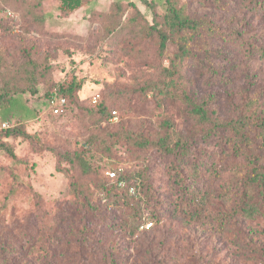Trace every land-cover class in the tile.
Returning <instances> with one entry per match:
<instances>
[{
    "label": "rangeland",
    "instance_id": "1",
    "mask_svg": "<svg viewBox=\"0 0 264 264\" xmlns=\"http://www.w3.org/2000/svg\"><path fill=\"white\" fill-rule=\"evenodd\" d=\"M81 1L63 11L61 0H0V93L10 83L35 89L0 108L25 133L0 134V252H13L2 261L0 253V264H264V199L251 184L255 216L237 212L249 175L235 154L241 139L223 130L194 142L192 167L180 171L177 155L129 138L156 143L175 131L194 141L210 126L188 114L184 95L204 96L223 117L249 119V143L264 165V0L258 9L234 0L232 13L214 0H173L216 27L192 34V54L177 66L174 42L159 49L168 0ZM74 83L80 88L62 90ZM54 88L67 97L59 115L47 105ZM100 105L117 118H102ZM212 159L225 167L209 186V211L187 221L173 211V178ZM112 168L136 179L137 196L108 186ZM145 191L144 224L117 228Z\"/></svg>",
    "mask_w": 264,
    "mask_h": 264
},
{
    "label": "trees",
    "instance_id": "2",
    "mask_svg": "<svg viewBox=\"0 0 264 264\" xmlns=\"http://www.w3.org/2000/svg\"><path fill=\"white\" fill-rule=\"evenodd\" d=\"M220 7H222L225 12L232 13L235 2L234 0H214ZM253 6L258 9L262 8L263 0H250ZM82 5L81 0H61L60 8L63 11H73L78 9ZM165 22L167 24V29H162L159 31V49L164 51L168 44L172 41L178 47V52L176 53L173 62L174 65L185 59L187 55L192 54V50L189 46V39L194 33H206L212 34L214 30H216L213 19L204 15L203 17H196L190 15L185 12L184 6H177L173 0H168L167 13L164 15ZM171 74V73H170ZM79 83L70 84L67 89L63 88V91H75L80 88ZM60 88H54L49 93L47 97V105L49 110L55 114L59 115L64 107L67 104V97ZM34 93L35 89L33 86L24 87L18 83H10L5 89L0 93V108L4 109L9 107L10 101L15 94L23 93V92ZM56 94L58 97L64 99V103L57 105L58 112L54 113L53 107L50 104V100L52 96ZM187 100V112L189 115L195 119L197 123L202 126H210L213 129L210 132V128L208 130H203L202 133L199 134L198 138H195L192 141L187 137L184 133L175 132L174 136L171 138L170 136L164 137L162 136L159 141L156 143H152L149 139L142 136H132L129 137L132 142L138 143L146 147L149 144H156L161 147L153 146L155 149L164 151L170 155H177L178 163L177 167L181 170H185L188 167H192L191 164L186 162L190 158V150L194 142H198V140L207 141V138L211 139L216 134H222L223 130H226L235 138H239L242 140L239 145L235 146V154L236 156L243 158L244 161L247 162L245 167L249 168V175L246 177L245 181L239 182L242 185V204L237 209V212L243 216L253 217L257 211V207H254L252 204H249L247 193H248V184H251L252 192H258L261 194L264 199V165L260 161L259 154L255 151V148L252 149L250 146V135L247 131L249 119L247 118H239L236 114L234 117L225 118L220 115L217 110L211 107L210 102L207 98L203 97H192L188 95H184ZM98 99L95 97L93 99L94 103H97ZM98 111L102 118L112 117L117 118V113L115 110L108 111L105 105H100ZM109 112V113H108ZM108 114V116H106ZM7 121L10 123V127L7 129H3L0 131V134L3 132L11 131V133L15 134H25L22 129L19 128V123L13 118H2L0 117V122ZM260 123L262 127H264V118L260 119ZM111 135L115 138L117 136L116 131H113ZM262 143H264V133L262 134ZM222 139V138H221ZM220 140V139H219ZM194 146V145H193ZM80 162L84 163V159L82 156H77ZM225 165L219 159L214 160H205L202 163H199L195 166L194 172H187V175L180 174L177 177L173 178L178 183V194H177V206L173 209L177 210V212L182 215L183 218H187L186 220H195L199 219L201 216L205 214L206 211H209L210 201H211V193L209 190V186L211 183L216 180L220 172L224 169ZM179 170V169H178ZM114 171L115 176L111 177L106 173V176L109 181V187H113L118 190L121 194L124 193L129 196H137V192L134 188L133 177L128 172H117L116 169L107 170ZM106 171V172H107ZM208 171L206 174L205 172ZM107 180V181H108ZM174 181V182H175ZM176 185V184H175ZM131 188L133 191H131ZM145 196L141 199V205L139 206L137 212L135 211L132 218H124L119 219L117 228H125V223H130V225L136 222V228L142 226L146 221L143 218L144 207H147V204H150V196L148 192L145 191ZM260 208V206H259ZM121 220V221H120ZM222 217H218V225L222 222ZM122 221H125L122 222ZM117 245L113 247V257H115L117 252ZM11 249H3L1 256L3 255L2 260H8L13 256V252Z\"/></svg>",
    "mask_w": 264,
    "mask_h": 264
},
{
    "label": "built area",
    "instance_id": "3",
    "mask_svg": "<svg viewBox=\"0 0 264 264\" xmlns=\"http://www.w3.org/2000/svg\"><path fill=\"white\" fill-rule=\"evenodd\" d=\"M63 103H64V99L63 98L58 97L56 94H54L52 96V98L50 100V104L53 107L54 113L58 112L57 105H60V104H63ZM9 127H10V123L9 122H7V121L0 122V131L3 130V129H7ZM106 173L109 174V176H111V177L115 176V172L114 171H107ZM131 191H133L132 188H131Z\"/></svg>",
    "mask_w": 264,
    "mask_h": 264
}]
</instances>
